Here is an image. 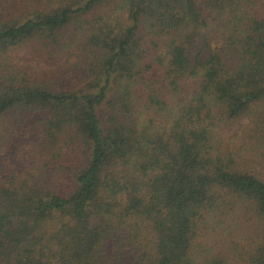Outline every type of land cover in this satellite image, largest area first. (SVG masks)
I'll return each instance as SVG.
<instances>
[{"label":"trees","instance_id":"16d2710c","mask_svg":"<svg viewBox=\"0 0 264 264\" xmlns=\"http://www.w3.org/2000/svg\"><path fill=\"white\" fill-rule=\"evenodd\" d=\"M18 113L0 264H264V0H0Z\"/></svg>","mask_w":264,"mask_h":264},{"label":"rangeland","instance_id":"374dc122","mask_svg":"<svg viewBox=\"0 0 264 264\" xmlns=\"http://www.w3.org/2000/svg\"><path fill=\"white\" fill-rule=\"evenodd\" d=\"M6 58L2 61L3 64H9L10 67L17 68L21 72H27L29 76L36 78V73L47 75L51 77L55 74V71L63 66H67L62 59H48L46 51L42 50V46L38 42H28L21 47L10 50L8 54L5 55ZM72 60V59H70ZM63 68V67H62ZM19 118V113L11 115L10 117H5L0 125V134L6 136L5 132L12 129L14 122H17ZM28 122V121H27ZM7 141V138H6ZM28 145L24 143H17L14 139H10L8 144L5 145L0 154V173L1 169L9 165V161L12 162L13 157L19 150H24ZM25 148V149H23ZM39 158L36 157V164L39 163Z\"/></svg>","mask_w":264,"mask_h":264}]
</instances>
